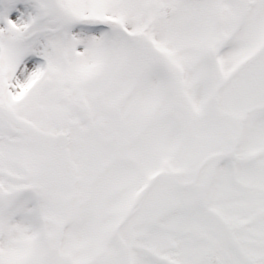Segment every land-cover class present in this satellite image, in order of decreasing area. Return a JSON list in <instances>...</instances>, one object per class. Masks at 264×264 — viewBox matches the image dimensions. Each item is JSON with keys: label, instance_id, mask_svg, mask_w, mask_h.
Listing matches in <instances>:
<instances>
[{"label": "snow or ice", "instance_id": "6c2138e0", "mask_svg": "<svg viewBox=\"0 0 264 264\" xmlns=\"http://www.w3.org/2000/svg\"><path fill=\"white\" fill-rule=\"evenodd\" d=\"M0 264H264V0H0Z\"/></svg>", "mask_w": 264, "mask_h": 264}]
</instances>
